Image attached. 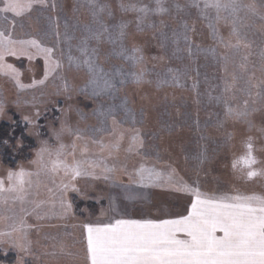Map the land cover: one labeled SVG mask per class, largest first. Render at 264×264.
<instances>
[{
  "label": "rangeland",
  "instance_id": "374dc122",
  "mask_svg": "<svg viewBox=\"0 0 264 264\" xmlns=\"http://www.w3.org/2000/svg\"><path fill=\"white\" fill-rule=\"evenodd\" d=\"M206 2L46 0L19 17L0 13V30L53 49L61 65L50 70L32 47L4 56L23 87L0 71V122L12 113L29 122L38 148L15 170L0 160V179L7 187L8 173L21 168L39 175L23 201L3 194L0 233L21 219L26 226L23 241L14 232L0 242V264H91L85 225L179 219L195 201L183 185L210 197H264V0H220L235 10ZM249 139L252 178L233 168ZM61 145V160L92 173L72 181L67 213L60 198L69 178L50 171ZM44 146L47 168L34 163ZM141 168L160 179L141 183Z\"/></svg>",
  "mask_w": 264,
  "mask_h": 264
},
{
  "label": "snow or ice",
  "instance_id": "6c2138e0",
  "mask_svg": "<svg viewBox=\"0 0 264 264\" xmlns=\"http://www.w3.org/2000/svg\"><path fill=\"white\" fill-rule=\"evenodd\" d=\"M37 3L44 5L46 0H3L4 6L0 7V13L5 14L3 18L6 20L8 13L19 17L31 11ZM205 6L215 7L217 10L228 7L235 10L236 7L234 4H221L220 0H211V3L206 2ZM17 44L24 47L17 51ZM27 47L42 53L46 64H51L50 70L61 67L60 62L52 58L53 49L42 46L35 39L16 41L10 34L0 30V71L5 75H12L17 79L18 85L19 73L11 65H5L3 60L5 55H28ZM31 58L29 55V59ZM2 110L3 105L0 104V111ZM228 111L229 114L232 113L231 109ZM72 147L74 149L75 145ZM63 149L64 145H61L60 150L56 152V159L50 161V171H63L69 178L61 186L60 198L61 208L67 213L71 211L72 206L64 198L65 194L78 191L72 181L92 173L81 161L68 164L61 160ZM245 149L244 155L233 162V168L242 165L248 169L249 178H252L259 173L253 170L258 161L251 139L245 144ZM45 153L51 156L47 146L40 149L34 163L47 168ZM102 163V160L91 162L94 167ZM34 175L39 173L28 172L23 168L10 171L7 187L5 181L0 179V203L5 202L3 194L6 192L16 194L14 199L23 201ZM139 176L141 183L150 184L160 179L159 173L145 168L140 169ZM182 189L190 191L195 196V201L191 205V212L179 219L163 220L159 223L151 220L117 219L115 223L85 225L87 252L91 264H264V197L240 194L210 197L187 185H183ZM25 226V221L21 219L18 225L12 226L11 232L0 233V242H3L4 237H11L14 232H20L23 241ZM218 232L223 235L218 236ZM179 234L186 238H179ZM9 242L22 249L26 248L25 243L17 245L14 239Z\"/></svg>",
  "mask_w": 264,
  "mask_h": 264
},
{
  "label": "trees",
  "instance_id": "16d2710c",
  "mask_svg": "<svg viewBox=\"0 0 264 264\" xmlns=\"http://www.w3.org/2000/svg\"><path fill=\"white\" fill-rule=\"evenodd\" d=\"M61 107L62 105H59V108ZM58 112V108L52 110L54 120H57ZM48 119L50 118L46 115L45 121L40 120L41 128L46 125ZM29 126V122L23 121L13 113L10 121L0 122V160L3 166L15 170L20 164L32 159V153L38 147L34 138L31 137V135L34 136L33 133L31 135L29 133ZM8 259H14V256L10 255L5 261Z\"/></svg>",
  "mask_w": 264,
  "mask_h": 264
},
{
  "label": "crops",
  "instance_id": "0c3cea01",
  "mask_svg": "<svg viewBox=\"0 0 264 264\" xmlns=\"http://www.w3.org/2000/svg\"><path fill=\"white\" fill-rule=\"evenodd\" d=\"M181 237H182V238H181ZM179 238L184 239V238H186V237H184L183 234H179Z\"/></svg>",
  "mask_w": 264,
  "mask_h": 264
}]
</instances>
